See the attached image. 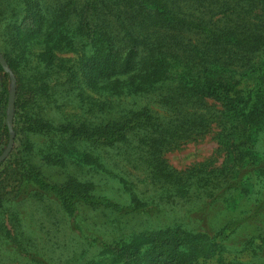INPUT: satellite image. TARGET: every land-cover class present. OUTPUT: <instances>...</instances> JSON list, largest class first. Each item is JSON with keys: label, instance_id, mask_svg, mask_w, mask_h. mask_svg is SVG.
Segmentation results:
<instances>
[{"label": "trees", "instance_id": "obj_1", "mask_svg": "<svg viewBox=\"0 0 264 264\" xmlns=\"http://www.w3.org/2000/svg\"><path fill=\"white\" fill-rule=\"evenodd\" d=\"M22 4L27 14L20 24H12L21 31L11 40L18 43L24 61L28 60L27 48L40 44L44 49L41 59L46 63L42 69L57 66L65 70L66 64L59 66L55 62L54 51L64 48L75 51L77 41L81 40L86 47L80 58L81 76L89 88L109 100L99 103L104 114L91 112L93 116L78 127L69 124L60 127H72L65 137L57 134L54 124L42 114L36 119L29 116L25 92L20 93L19 77L13 127L16 137L21 135L22 144L14 147L0 164V214L7 211L5 203L31 196L39 199L47 194H54L70 216L78 201L99 203L87 185L71 179L67 185L56 187L34 169L28 157L29 135L44 136L46 144L40 150L43 159L55 165L63 163L70 142L76 143L73 141L80 140L87 131H90L91 142L96 140L120 148V142H128L132 131L153 126L152 132L141 139L151 148L144 160L152 175L161 177V186L186 193L200 189L204 177L190 171L189 177L184 179L182 172L167 166L163 153L186 139L194 137L195 140L211 125L215 110L213 103L208 104V98L222 101L224 118L229 117L235 126L264 130V83L256 84L250 91L238 88L235 70L230 69L235 65L253 69L264 61V16H259L257 21L245 16L257 6L264 14V0L251 4L250 0L233 3L217 0H60L54 5H46L43 0H24ZM6 11L7 8L0 7V12ZM233 12L236 18L230 15ZM219 14L221 17L217 16ZM249 23L255 28L249 29ZM5 57L15 74L23 71L16 49ZM11 82L10 74L0 63V141L3 144L10 137L5 120ZM37 89L50 90L44 83L37 85ZM130 96L150 99L166 110L169 117L159 120L147 107L122 114V109L111 104V98ZM90 103L95 106L97 102L92 99ZM98 119L100 124L96 122ZM79 155V161L87 166L110 172L96 148L80 150ZM125 188L131 191L133 205H140L132 185H125ZM2 223L0 217L1 226ZM213 239L207 233L181 227L135 232L106 244L87 264H208L214 256V247L224 262L244 264L237 258L227 261L224 257L227 245Z\"/></svg>", "mask_w": 264, "mask_h": 264}, {"label": "rangeland", "instance_id": "obj_2", "mask_svg": "<svg viewBox=\"0 0 264 264\" xmlns=\"http://www.w3.org/2000/svg\"><path fill=\"white\" fill-rule=\"evenodd\" d=\"M43 1L46 5L60 2ZM217 1L233 3L247 0ZM257 1L260 0H250V4ZM23 2L0 0V7L3 10L7 8L5 13L0 12V54L6 59L5 54L16 49L23 69L15 74L6 59L16 81L13 121L20 77V93L25 92L29 116L36 119L42 114L54 124L57 134L68 137L72 127H60L65 124L78 127L93 116L91 112L104 114L99 103H108L109 99L89 88L81 76L80 58L86 50L81 40L75 45L77 52L69 48L54 51L55 62L59 66L66 64L65 70L57 66L42 69L46 63L41 59L44 49L40 44L27 48L28 60L24 61L18 43L11 40L21 31L12 24H20L27 14ZM230 15L236 18L237 14L233 12ZM217 16L221 17L220 14ZM245 16L257 21L264 14L257 6ZM72 17L73 20L76 18ZM248 28L254 29L255 26L249 23ZM256 67L250 69L235 65L230 68L235 70L234 80L238 88L250 91L256 84L264 83V61ZM43 83L50 90L39 91L37 85ZM54 93L58 96H49ZM92 99L97 102L95 106L90 103ZM111 99V104L122 109V114L134 108L147 107L159 120L169 117L166 110L150 99L133 96ZM207 101L214 104L215 115L211 125L195 140L194 137L186 139L163 153L167 166L182 172L184 179L189 177L190 171L204 177L200 189L195 192L169 190L159 183L161 177L152 175L144 160L151 153V148L141 139L147 132H152L153 126L132 131L128 142H120V148L96 140L91 142L90 131H87L79 137L80 140L73 141L76 143L70 142L63 163L55 165L43 159L40 150L46 144L44 136L29 135L28 157L34 169L56 187L67 185L71 179L87 185L99 203L92 205L78 201L73 205L71 216L54 194L5 203L7 211L0 214L4 225V228L0 225V264H87L114 240L135 232L166 227L209 234L215 242L227 245L224 253L227 261L237 258L244 264H264V130L235 126L229 117L224 118L225 107L221 100L208 98ZM8 113L7 106L6 123ZM96 122L100 124L101 121L98 119ZM13 133L12 150L22 144V137H16L14 127ZM3 143L1 140L0 150L4 151L9 140ZM87 148H96L110 172L91 168L79 161L80 150ZM125 185H132L140 205H133L131 191ZM106 203L113 205L107 207ZM214 248V256L208 264H228L221 260L218 249Z\"/></svg>", "mask_w": 264, "mask_h": 264}, {"label": "water", "instance_id": "obj_3", "mask_svg": "<svg viewBox=\"0 0 264 264\" xmlns=\"http://www.w3.org/2000/svg\"><path fill=\"white\" fill-rule=\"evenodd\" d=\"M0 63L2 64L5 72L9 73L12 79V87L10 89L9 93V100H8V109L9 113L7 115V125L9 127L10 131V138H9V144L7 148L3 151V153L0 155V164L9 156L14 142V133H13V107H14V100L16 95V81L14 74L12 70L10 69L6 59L0 54Z\"/></svg>", "mask_w": 264, "mask_h": 264}]
</instances>
